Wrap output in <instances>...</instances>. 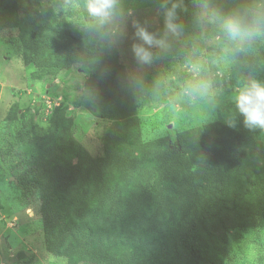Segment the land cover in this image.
<instances>
[{
  "label": "trees",
  "instance_id": "trees-1",
  "mask_svg": "<svg viewBox=\"0 0 264 264\" xmlns=\"http://www.w3.org/2000/svg\"><path fill=\"white\" fill-rule=\"evenodd\" d=\"M193 1L221 27L222 42L249 53L244 75L262 84L264 0ZM83 15L77 24L52 6L0 0V33L17 30L24 64L52 81L79 65L89 78L85 100L75 106L116 122L102 138V153L93 155L76 138L69 107L58 106L22 146L21 182L39 192L47 249L69 264H217L232 234L264 223L263 129L246 128L234 106L214 122L144 141L110 18L93 17L86 6ZM229 21L240 24L236 38Z\"/></svg>",
  "mask_w": 264,
  "mask_h": 264
},
{
  "label": "rangeland",
  "instance_id": "rangeland-1",
  "mask_svg": "<svg viewBox=\"0 0 264 264\" xmlns=\"http://www.w3.org/2000/svg\"><path fill=\"white\" fill-rule=\"evenodd\" d=\"M86 2L21 0L22 6L40 10L52 6L77 24L84 23ZM170 11L177 26L174 32L165 26ZM108 18L137 96L146 142L214 122L228 109L233 112L237 92L254 81L243 72L249 53L236 42H222L221 27L201 15L193 0L166 4L120 0L113 3ZM138 26L162 42L144 45L152 53L147 63L132 51L134 43H142L136 36ZM36 71L22 60L17 30L0 33V264H69L47 249L39 192L21 182L25 173L20 164L22 146L49 122L50 107H69L75 116V136L93 155L102 153V138L116 126L96 118L86 107L75 106L85 100L89 78L79 65L62 71L53 81L40 79ZM260 73L263 79L262 68ZM16 108L20 109L18 119L10 120ZM215 259L217 264H264V223L257 230L232 234L229 251Z\"/></svg>",
  "mask_w": 264,
  "mask_h": 264
},
{
  "label": "clouds",
  "instance_id": "clouds-1",
  "mask_svg": "<svg viewBox=\"0 0 264 264\" xmlns=\"http://www.w3.org/2000/svg\"><path fill=\"white\" fill-rule=\"evenodd\" d=\"M114 0H87L86 9L89 15L98 18H106L110 15V10L113 6ZM172 12L167 14L165 26L169 31H175L176 25L172 23ZM227 30L232 38H236L241 34V28L238 21H229ZM255 31V23L248 27V36L251 37ZM136 36L142 43L132 45V51L136 58L142 62H149L152 53L149 48L144 47L148 45H161V41L157 40L151 33L142 27H137ZM207 88V85H203ZM235 108L243 117V124L248 129L261 128L264 129V84L255 81L246 84L242 87L234 97Z\"/></svg>",
  "mask_w": 264,
  "mask_h": 264
},
{
  "label": "built area",
  "instance_id": "built-area-1",
  "mask_svg": "<svg viewBox=\"0 0 264 264\" xmlns=\"http://www.w3.org/2000/svg\"><path fill=\"white\" fill-rule=\"evenodd\" d=\"M47 97H49V96H47ZM49 99H50V98H49ZM56 105H58V104H55L54 106H51V107H50V110L53 111V109H54L53 107H57ZM59 106H60V105H59Z\"/></svg>",
  "mask_w": 264,
  "mask_h": 264
}]
</instances>
